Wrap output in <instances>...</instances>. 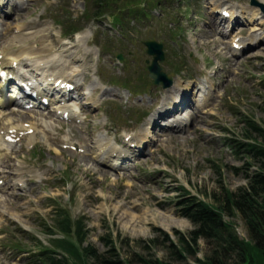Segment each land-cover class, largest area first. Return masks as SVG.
<instances>
[{
  "label": "rangeland",
  "instance_id": "rangeland-1",
  "mask_svg": "<svg viewBox=\"0 0 264 264\" xmlns=\"http://www.w3.org/2000/svg\"><path fill=\"white\" fill-rule=\"evenodd\" d=\"M188 3L190 7H186ZM221 4L240 12H254L250 0H186L173 5V12L163 14V18L157 16L154 25L140 26L127 40L114 32L108 21L87 22L83 14L84 0H31L16 17L4 21L8 28L0 38V50L13 42L26 43L41 51L46 60L64 43L63 30L56 21H63L65 26L68 15L72 14L73 21L82 23L83 33L87 30L92 33L91 41L83 40L78 44L76 39L83 34L80 32L60 51L75 57L79 62L75 68L85 69L78 78L79 86L85 90L92 89L96 81L103 85L130 74L135 80L144 75L147 57L142 42L156 36L158 42L165 44V69L171 76H176L171 68L177 64L183 69L181 84L188 79L197 83L204 78L200 74L201 67L209 64L211 75L220 74L216 76L221 78L215 89L221 98L212 102L208 114L195 117L191 132L156 141L153 153L134 168L116 172L98 165L89 156V151L96 150L93 142L120 141L123 134L139 132L143 126L142 123L137 125L139 114L148 113L151 105L161 101L157 97L165 91L154 88L148 95L136 99L123 91L119 101L113 95L104 97L100 108L91 112L90 121L80 128L53 122L51 131L45 132L36 113L22 114V123L33 122L41 127L32 140L26 138L21 147H16L1 168L5 190L0 192L3 201L0 203V264H34L29 254H21L19 249L32 256L35 247H50L45 227L53 225L52 212L56 207L69 210L77 220H84L88 233L85 246H92L105 260L102 263L93 260L91 264H141L139 257L169 264H198L199 260L210 256L211 248L203 240L198 241L196 255L181 254L180 237L188 236L196 228L181 214V205L187 199L182 189L200 201L216 204L223 203L225 191L235 193L246 188L248 161L236 155L226 139L241 138L245 129L243 117L252 118L264 129V37L257 40L261 42L245 56L232 58L230 42L234 37L241 38L240 33L236 31L220 38L214 35L213 26L209 30L204 24L206 20L209 23L208 11ZM180 8L181 15L177 11ZM245 17L251 19L252 14ZM260 17L263 18L264 13L259 10ZM169 20L180 23L183 31L175 38L179 49L174 39H169ZM153 28L157 35L153 34ZM263 28L264 19H261L256 26L247 29L252 30V34L254 29L262 31ZM100 31L110 37H100ZM98 42L104 50L122 54L124 61L116 63L112 55L101 62ZM183 44L192 49H183ZM124 62L126 65H120ZM104 70L109 77L104 76ZM97 93L93 95L95 101ZM135 104L139 107L133 108ZM12 119L17 121L19 117ZM64 138L83 147L86 153L62 149ZM13 186L23 192L13 191ZM225 220L235 224L241 239L249 240L247 227L239 214L227 213ZM108 239L114 241L115 251L111 250Z\"/></svg>",
  "mask_w": 264,
  "mask_h": 264
},
{
  "label": "trees",
  "instance_id": "trees-1",
  "mask_svg": "<svg viewBox=\"0 0 264 264\" xmlns=\"http://www.w3.org/2000/svg\"><path fill=\"white\" fill-rule=\"evenodd\" d=\"M87 1V18H100L110 13L113 15V22L123 26L130 17L140 22L149 18V12L161 0ZM73 27L76 26H71L69 33L78 30ZM243 122L245 129L241 138L229 140V146L236 155H241L248 161V186L235 193L225 191L223 203L216 204L200 201L182 189L187 199L181 205V214L196 228L188 236L180 237L181 254L196 255L199 240L205 241L211 248L210 256L199 260L198 264H264V129L252 118L243 117ZM254 166H258L257 170L250 173ZM217 169L219 171L220 167ZM227 213L241 216L248 230V241L239 237L235 224L225 220ZM53 222L54 229L48 230L49 235L54 237L51 240L52 247L40 249L34 255V264H91L93 260L98 263L105 261L94 248L83 246L87 239L83 220L74 222L68 210L57 208ZM108 240L111 250L115 251L114 241ZM175 254L178 258L181 257L180 254ZM139 261L141 264H169L153 258L139 257Z\"/></svg>",
  "mask_w": 264,
  "mask_h": 264
},
{
  "label": "bare ground",
  "instance_id": "bare-ground-1",
  "mask_svg": "<svg viewBox=\"0 0 264 264\" xmlns=\"http://www.w3.org/2000/svg\"><path fill=\"white\" fill-rule=\"evenodd\" d=\"M260 2H263L262 0L260 1ZM262 4V3H261ZM231 9V8H230ZM224 10H226V9H224ZM223 10V11H224ZM227 11V10H226ZM232 12H230V14H231V18H236V17H238V13L234 10V9H232L231 10ZM16 14H18V13H16ZM16 14L14 15V16H16ZM14 16H13V18H14ZM255 17L257 16L256 14L254 15ZM213 18L215 19L216 17L215 16H213ZM217 20V19H216ZM219 20V19H218ZM225 21V19L223 18V20L221 21V23H223ZM3 26H5L6 28L5 29H3V31H5L7 28H8V24L7 23H3ZM213 27H215V26H213ZM21 29V28H20ZM90 36H91V33H90V31L89 30H87L85 33H83V34H81L80 36H78L77 37V39H76V42L78 43V44H80V43H82V41L83 40H90ZM261 37H264V31H259L258 29H255L254 31H253V33L252 34H249V42H247V43H250V44H253V43H255V42H257V40H260V38ZM49 39L51 38V36L49 35V37H48ZM17 40V39H16ZM250 40H251V42H250ZM75 42V43H76ZM234 42V41H233ZM14 43V42H13ZM19 43V42H18ZM26 44V43H25ZM240 44H245V43H240ZM230 50V49H229ZM68 51V50H67ZM52 52V51H51ZM50 52V53H51ZM229 52H231V51H229ZM42 52L41 51H36V50H34L33 48H31V47H29L28 45L26 46V45H22V43L20 42V44H13V47L11 46H7V50H4V51H2V52H0V54H2V55H4L5 57H4V62L5 63H7V61H9V60H11V61H13V62H19L18 60H22L23 62L25 61V62H29V63H34L35 64V66H36V68H37V65L38 64H40V63H44L45 65H47V66H49L51 63H52V66L54 67L55 65H59V68H61V70H60V74H62L63 76H66L67 78H70L73 74H79L80 75V73H82V71L80 70V69H75V70H73V71H71L70 73H65L64 71H65V68L67 67L66 65L64 66V64L65 63H67L65 60H67L68 61V65L69 64H76V63H79V62H77L76 60H75V57L74 56H72V55H70L69 53H66V52H61V51H59L58 52V55H54L53 57H50L48 60H45L44 58V56L41 54ZM72 53V52H71ZM6 54H8V56L10 57V58H7L6 57ZM11 57H15L16 59H13V58H11ZM20 63V62H19ZM20 66H22V64L20 63ZM52 66H50V67H52ZM86 68V67H85ZM54 69V68H53ZM53 69L51 68V70H50V72H53ZM38 73V72H37ZM40 75H42V74H45V72H42L41 71V73H39ZM53 74H57L58 75V73H53ZM97 91V89H93L92 91H91V93H90V95L92 96V94L94 93V92H96ZM168 94V96L167 97H170L172 100H173V102L175 103L176 101H177V98H179V99H181V96H182V93H180V92H178L176 89H173L172 88V90H170V91H168L167 92ZM110 94V91L109 92H107V90L106 89H103V93H102V95L103 96H106V95H109ZM91 98V97H90ZM85 101V100H84ZM172 102V103H173ZM88 102L86 101V104L85 105H87L86 107H93V105H92V103L90 104L91 106H88V104H87ZM164 107H167V105H166V102H165V104H164ZM161 112H159V114H160ZM1 114L2 113H0V116H1ZM199 114L198 113H196V114H194V117H196V116H198ZM155 118L153 117L150 121H149V123H148V125L149 126H151L152 124H153V120H154ZM182 125H183V122H181L180 124H179V126L176 128L179 132H186L183 128H182ZM3 126H4V124H0V128L2 127V129H1V131H5L6 129H5V127L3 128ZM33 127H34V125H33ZM16 128H23V126H21V127H19V126H17ZM192 128H194V127H191V129ZM187 132H189V131H187ZM143 134H144V132H143ZM157 139V138H156ZM156 141H159V140H156ZM0 143H3V140H1L0 141ZM156 144V143H155ZM107 146V145H106ZM139 146H140V144H139ZM149 153L151 154V153H153V149L152 150H150L149 151ZM104 163H106V162H104ZM0 191H3V190H0ZM0 197H2L1 195H0ZM1 202H3L2 201V198H0V203ZM165 218V217H164Z\"/></svg>",
  "mask_w": 264,
  "mask_h": 264
},
{
  "label": "water",
  "instance_id": "water-1",
  "mask_svg": "<svg viewBox=\"0 0 264 264\" xmlns=\"http://www.w3.org/2000/svg\"><path fill=\"white\" fill-rule=\"evenodd\" d=\"M146 47L148 48V55L154 57L152 65L148 68L150 78L154 80L156 85H162L164 88L170 87L172 85V81L162 73V70L159 67V63H162L165 60L162 45L150 42L146 43Z\"/></svg>",
  "mask_w": 264,
  "mask_h": 264
}]
</instances>
